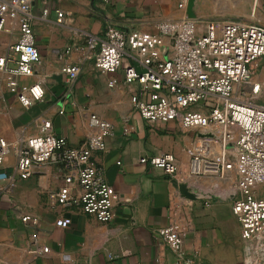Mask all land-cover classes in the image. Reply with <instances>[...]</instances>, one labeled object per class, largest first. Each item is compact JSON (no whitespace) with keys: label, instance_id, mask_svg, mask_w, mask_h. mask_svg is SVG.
<instances>
[{"label":"crops","instance_id":"crops-1","mask_svg":"<svg viewBox=\"0 0 264 264\" xmlns=\"http://www.w3.org/2000/svg\"><path fill=\"white\" fill-rule=\"evenodd\" d=\"M31 12L42 60L20 84H39L45 94L24 106L0 69V134L10 142L0 172L16 173L18 148L30 135L53 132L71 145L83 144L96 131L90 124L96 114L113 126L106 148L96 151L93 160L105 169L116 194L114 217L104 222L80 207L58 203L67 170L56 160L35 164L29 178L17 176L11 185L0 178V264H176L175 253L154 231L168 223L169 197L177 185L162 168L141 158L174 153L182 164L190 153H223L222 134L185 129L176 120L147 123L133 105L136 84L125 80L123 68L100 72L94 59L85 57L87 38L101 36L108 23L159 34L160 23L188 17H239L264 25V0H32ZM7 23L9 30H0V55L19 36V21ZM70 46L71 53L61 57ZM130 63L126 57L124 66ZM68 64L81 68L72 83L67 81ZM255 80L264 96V57L256 62ZM237 181L233 170L225 177L204 176L187 185L197 198L195 221L201 236L190 234L185 247L201 261L208 257L216 222L225 210L233 213ZM25 214L36 223L25 221ZM61 217L71 219L67 227L57 225Z\"/></svg>","mask_w":264,"mask_h":264},{"label":"built area","instance_id":"built-area-1","mask_svg":"<svg viewBox=\"0 0 264 264\" xmlns=\"http://www.w3.org/2000/svg\"><path fill=\"white\" fill-rule=\"evenodd\" d=\"M31 8L32 0H0V30H9L8 19L20 24L18 38L0 55V69L9 90L27 107L45 94L39 84H20L22 78L34 74L42 60ZM159 28V34H151L138 29L126 31L108 23L101 36L87 38L85 57L94 59L102 73L123 68L125 80L137 86L132 97L134 108L147 123L176 120L185 129L212 131L217 127L226 141L223 153H190L182 164L174 153L142 157L141 161L162 168L177 185L209 175L225 177L236 171L232 211L240 223L242 239L255 244L254 256L247 264H264V194L259 192L264 185V102L259 100L262 85L255 80L256 62L264 57V25L239 17L211 21L188 17L164 21ZM72 49L68 47L60 56L69 55ZM126 57L133 63L124 66ZM66 72L68 83H72L81 68L68 64ZM90 124L96 128L95 133L79 146L53 132L30 135L18 148L16 173L2 171L0 178L11 185L17 176L29 178L35 164L56 160L67 170L57 202L66 208L80 207L101 221H111L116 194L105 169L94 162L93 156L106 148V137L112 134L113 126L96 114L90 117ZM9 150V140L0 134V164ZM194 211L195 200L176 186L169 197L168 223L154 231L157 239L175 253L176 264H208L185 247L190 234L201 236ZM23 219L33 224L37 221L30 214ZM70 222L69 217H61L56 223L67 227Z\"/></svg>","mask_w":264,"mask_h":264},{"label":"rangeland","instance_id":"rangeland-1","mask_svg":"<svg viewBox=\"0 0 264 264\" xmlns=\"http://www.w3.org/2000/svg\"><path fill=\"white\" fill-rule=\"evenodd\" d=\"M264 102V96L259 99ZM218 130L217 127L213 129ZM203 133V130H202ZM224 140V144H225ZM227 149V148H226ZM227 154V153H226ZM227 156V155H226ZM259 192L264 194V185L259 187ZM203 202L201 203V205ZM195 203V216H196ZM226 211V212H225ZM222 214V220L216 222L211 244L208 248V257L205 263L208 264H247L250 258L254 256L255 244L251 241L243 240L239 234V221L237 216L225 210Z\"/></svg>","mask_w":264,"mask_h":264},{"label":"water","instance_id":"water-1","mask_svg":"<svg viewBox=\"0 0 264 264\" xmlns=\"http://www.w3.org/2000/svg\"><path fill=\"white\" fill-rule=\"evenodd\" d=\"M175 183H176V182H175ZM176 185H177V183H176ZM177 186L180 187L181 192H182L185 196H187V197H189V198H192V199H194V200L197 199V198L194 196V194H193L192 192L189 191L187 184H181V185H177Z\"/></svg>","mask_w":264,"mask_h":264},{"label":"bare ground","instance_id":"bare-ground-1","mask_svg":"<svg viewBox=\"0 0 264 264\" xmlns=\"http://www.w3.org/2000/svg\"><path fill=\"white\" fill-rule=\"evenodd\" d=\"M249 23H252V22H249Z\"/></svg>","mask_w":264,"mask_h":264}]
</instances>
